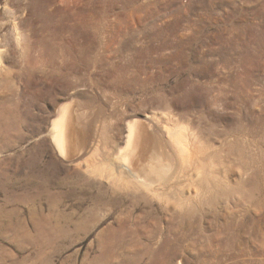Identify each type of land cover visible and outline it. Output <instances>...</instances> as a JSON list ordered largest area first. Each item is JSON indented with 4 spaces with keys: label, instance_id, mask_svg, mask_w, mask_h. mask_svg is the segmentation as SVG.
<instances>
[{
    "label": "rangeland",
    "instance_id": "374dc122",
    "mask_svg": "<svg viewBox=\"0 0 264 264\" xmlns=\"http://www.w3.org/2000/svg\"><path fill=\"white\" fill-rule=\"evenodd\" d=\"M6 1L0 264H264V0H10L12 16ZM202 62L237 66L222 106L196 91L216 74ZM71 101L106 126L105 163L138 114L167 116L212 146L154 191L113 185L98 165L56 155L51 122ZM219 212L237 220L210 238Z\"/></svg>",
    "mask_w": 264,
    "mask_h": 264
},
{
    "label": "bare ground",
    "instance_id": "6f19581e",
    "mask_svg": "<svg viewBox=\"0 0 264 264\" xmlns=\"http://www.w3.org/2000/svg\"><path fill=\"white\" fill-rule=\"evenodd\" d=\"M23 1L26 5L27 0ZM13 9L10 6V0H7L4 4V10L12 16L14 15ZM24 9L26 10L27 7L25 6ZM13 26L17 29L18 35L16 38L17 47L15 48H19L22 50L21 52L25 53L31 47L28 43L29 35L25 32V29L24 31L20 30L19 27L21 25L16 20L15 23L13 22ZM2 51L4 52L0 48V73L6 72L9 74L11 73L10 68H5L7 66H5L6 63L4 64L3 60L12 51L9 50L10 52L7 54H5L6 51L4 53ZM31 62L32 60L30 64ZM201 66L213 68L216 74H213L212 78L206 80L205 83L202 82V84L196 85V91L198 93L204 92L206 97L209 98L210 104L214 107L224 105L228 96L227 88L229 86L228 75L225 72L229 68L233 70L237 66L228 62H222L218 65L202 62ZM218 71H221V73L219 72L218 74ZM231 77L238 79L239 75ZM197 79L201 80V78ZM249 92L252 94V91ZM74 102H68L67 105L65 104V107L60 108L56 117L54 116L55 119L51 122L50 137L55 148V153L68 165H75L78 168L85 166L88 170L92 164L98 165L95 172L107 174L113 185L117 184V181L123 182L127 180L130 183H134L141 190L154 191L157 185L175 173L181 161L193 162L197 149L201 152L203 147L212 146L210 142L206 143L203 139L197 137L194 130L180 126L179 123H171L172 120L167 116L165 124H163L162 119L155 114H138L126 120L123 131L124 135L122 134L123 139L115 151L111 150L109 152V162L105 163L101 139L107 133L106 126L102 127L103 129L101 128L102 131L96 130L95 125L92 123L94 113L90 109H87V106L86 109L76 108L78 105ZM106 168H109L110 171ZM212 217L216 226L223 225L224 227L220 230H209L210 235L208 233L207 235L210 238L211 235L220 236L224 235L227 231L230 232L233 221L237 220L232 213L228 212H219L212 215ZM214 231H216L215 234H213Z\"/></svg>",
    "mask_w": 264,
    "mask_h": 264
}]
</instances>
